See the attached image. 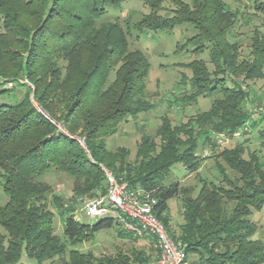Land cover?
Segmentation results:
<instances>
[{"label": "trees", "instance_id": "1", "mask_svg": "<svg viewBox=\"0 0 264 264\" xmlns=\"http://www.w3.org/2000/svg\"><path fill=\"white\" fill-rule=\"evenodd\" d=\"M125 1L0 0V178L8 198L0 205V264H25L24 255L36 264H159L154 239L151 249L158 259L135 246L101 257L69 249L112 228L120 237L134 238L110 219L93 225L76 220L73 208H66L45 180L52 171L62 172L73 179L77 197L92 198L105 191L101 166L156 200V216L182 244L189 264H264V242L256 238L258 227L251 220L254 211L264 209V163L242 144L221 149L214 141L215 134L231 136L249 120L244 85L264 78V33L254 31L244 52L240 42L231 40L238 12L224 0H144L148 12L135 23L138 33L189 24L197 33L193 39L209 45L208 62L187 64L191 95L178 105L213 101L187 123L173 125L162 117L159 142L143 136L137 160L130 163L127 149L111 151L106 141L156 104L146 90L148 59L131 49L121 18L109 13ZM255 9L264 15V1L255 0ZM10 84L27 89L25 95L15 97ZM73 137L85 139L90 156ZM200 148H210L211 157L220 158L241 186L227 178L220 164L228 188L201 180L193 196L179 183L168 184L177 164L199 171L205 159L197 154ZM182 193L183 222L171 226L169 204ZM56 211L64 239L55 231Z\"/></svg>", "mask_w": 264, "mask_h": 264}, {"label": "rangeland", "instance_id": "2", "mask_svg": "<svg viewBox=\"0 0 264 264\" xmlns=\"http://www.w3.org/2000/svg\"><path fill=\"white\" fill-rule=\"evenodd\" d=\"M224 2L230 9L238 12V21L231 40L240 42L242 50L247 52L248 47L251 45L253 32L257 30L264 33V15L255 9V0H224ZM147 12L144 0H127L120 9L112 8L109 10L111 16L121 18V23H123V27L129 35L131 49L143 52L150 63V72L146 79V90L151 97V101L156 104L153 110L130 118L117 135L106 141L107 148L111 151H116L118 148L127 149L129 152L127 161L130 163H135L137 160V146L143 136H150L156 142H159V139H156V134L161 126L162 117L166 116L169 118L173 125L187 123L190 118L209 110L213 101L212 98H200L195 103H181L180 105L177 103L185 96L191 95L190 80L192 74L187 64L195 59L209 61L210 50L208 43L197 42L196 39H193L197 33L194 27L189 24L179 25L173 31L138 33L134 30L135 23L139 22ZM201 45H203V48L199 49ZM201 50L203 51L201 52ZM208 66L210 71L214 70L210 63H208ZM20 83L29 85L33 90V85L27 80H23ZM14 86L13 84L9 85V88H15L14 96L22 98L27 89ZM244 86L249 92L248 106L254 104L264 106V78L255 82H247ZM32 103L38 108L33 97ZM263 131L264 121L258 125V128L254 127L250 136L230 142L221 147V149L225 147L234 148L237 144H242L248 149L247 152H257L260 160L264 163V136H261ZM211 152L210 148H205L204 150L200 148L197 152L199 156L205 158L198 172H190L183 164L175 165L168 176V184L179 183L180 189L189 190L193 196L199 192L202 184L201 180L212 181L220 187L228 188L227 182H224L219 172L218 164H220L227 178L233 181L234 185L241 186L237 175L220 158L211 157ZM45 180L52 185L54 193L60 195L66 203L80 198L74 194V181L68 175L52 171L46 175ZM1 183L2 180L0 178V205H4L8 198L3 192ZM183 195L182 193L180 198L172 200L169 204L168 214L171 226L177 227L179 223L183 222V203L181 200ZM233 206L234 203L228 205L230 209ZM251 220L258 227L256 238H260L264 242V209L260 212L254 211ZM79 221L83 224L93 225L99 220L79 216ZM54 225L56 234L64 239L63 223L57 211ZM118 232L117 228L104 230L98 233L93 241L79 243L76 246L69 245V249H76L82 253L90 252L96 257H101L111 256L119 249L129 250L135 246L138 249L152 252L153 256L158 259L156 253L151 249L150 239L135 241V238L120 237ZM194 258L197 257L192 256L191 260ZM22 263L36 264V262L29 260L25 255ZM43 264L53 263L47 261ZM54 264L60 263L56 261Z\"/></svg>", "mask_w": 264, "mask_h": 264}, {"label": "built area", "instance_id": "3", "mask_svg": "<svg viewBox=\"0 0 264 264\" xmlns=\"http://www.w3.org/2000/svg\"><path fill=\"white\" fill-rule=\"evenodd\" d=\"M249 120L233 135L218 133L214 141L219 147L230 142L244 139L253 133L254 125L264 121V106L254 104L248 106ZM53 122V121H52ZM57 129L71 137L58 123ZM80 147L90 156L84 138L73 137ZM105 178V191L97 192L92 198L80 197L76 201L66 203V208H73V214L90 219H110L124 232L138 239H154L159 253V264H189L184 247L176 243L167 232L164 224L154 212L156 200L146 196L143 190H132L108 168L101 166Z\"/></svg>", "mask_w": 264, "mask_h": 264}]
</instances>
